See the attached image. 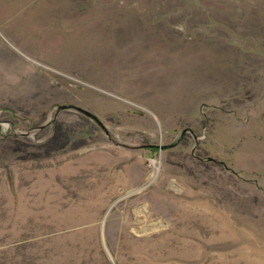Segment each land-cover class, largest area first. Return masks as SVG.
<instances>
[{
    "label": "rangeland",
    "instance_id": "rangeland-1",
    "mask_svg": "<svg viewBox=\"0 0 264 264\" xmlns=\"http://www.w3.org/2000/svg\"><path fill=\"white\" fill-rule=\"evenodd\" d=\"M64 1L0 0V264H264V0Z\"/></svg>",
    "mask_w": 264,
    "mask_h": 264
},
{
    "label": "crops",
    "instance_id": "crops-1",
    "mask_svg": "<svg viewBox=\"0 0 264 264\" xmlns=\"http://www.w3.org/2000/svg\"><path fill=\"white\" fill-rule=\"evenodd\" d=\"M67 3V5L71 2L70 0L68 1V0H66V1H64L63 3ZM69 10L70 9H67V12H69ZM70 20V17L69 16H66V22H67V24H68V21ZM41 25H43V24H34L33 25V27L34 28H40V29H43V27L41 26ZM39 26H41V27H39ZM47 28V27H46ZM77 28H79V26H73L72 28H71V32H74ZM41 42H43V41H41ZM46 44H48L49 46H54V44H53V39H47V42H46ZM4 63V62H3ZM5 65L4 64H2L1 63V65H0V68L1 67H4ZM1 100H3V101H0V102H4V99H1ZM9 100V98H7V101Z\"/></svg>",
    "mask_w": 264,
    "mask_h": 264
},
{
    "label": "water",
    "instance_id": "water-1",
    "mask_svg": "<svg viewBox=\"0 0 264 264\" xmlns=\"http://www.w3.org/2000/svg\"><path fill=\"white\" fill-rule=\"evenodd\" d=\"M72 106V105H71ZM61 108H66V106H61ZM75 108L83 113H85L87 116L91 117V118H96V116L94 114H92L90 111L82 108V107H79V106H75Z\"/></svg>",
    "mask_w": 264,
    "mask_h": 264
},
{
    "label": "bare ground",
    "instance_id": "bare-ground-1",
    "mask_svg": "<svg viewBox=\"0 0 264 264\" xmlns=\"http://www.w3.org/2000/svg\"><path fill=\"white\" fill-rule=\"evenodd\" d=\"M158 227V226H157Z\"/></svg>",
    "mask_w": 264,
    "mask_h": 264
}]
</instances>
